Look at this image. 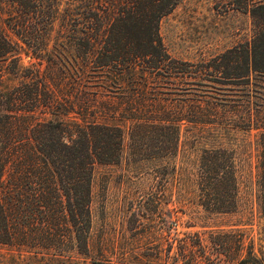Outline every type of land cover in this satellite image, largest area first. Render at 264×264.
<instances>
[{"label":"trees","instance_id":"trees-1","mask_svg":"<svg viewBox=\"0 0 264 264\" xmlns=\"http://www.w3.org/2000/svg\"><path fill=\"white\" fill-rule=\"evenodd\" d=\"M180 1L0 0V264L148 261L144 255L115 253L106 239H94V168L121 160L129 121L147 137L155 132L164 138L171 131L176 150L185 122L203 132L257 131V210L244 224L233 225L252 227L258 220L257 239L246 229L212 231L209 253L199 233H187L179 236L173 260L264 264V104L237 105L221 114L197 99L187 114L173 119L174 99L162 98L172 93L160 91L158 81L172 85L197 66L172 58L161 37L163 18ZM250 1L254 38L218 56L210 68L228 84L256 86L264 95V87L254 83L264 84V0ZM57 24L60 56L50 49ZM23 54L46 63L45 69L23 66ZM199 72L189 77L197 79ZM203 76L214 78L208 71ZM9 77L19 82L4 88ZM224 115L227 123L218 120ZM160 142L153 147L162 149L165 141ZM196 176L199 206L206 213L238 212L233 150L204 147ZM153 256L160 257H147Z\"/></svg>","mask_w":264,"mask_h":264},{"label":"rangeland","instance_id":"rangeland-1","mask_svg":"<svg viewBox=\"0 0 264 264\" xmlns=\"http://www.w3.org/2000/svg\"><path fill=\"white\" fill-rule=\"evenodd\" d=\"M252 4L250 0H181L163 18L160 33L168 52L176 60L197 65L189 74L171 80L172 85L163 79L158 81L160 91L172 93L162 98L174 99L173 119L180 113L187 114L186 110L197 99H202L205 107H217L221 114L237 105L248 108L264 104V95L256 93L260 91L258 87L244 88L238 82L228 84V80L210 68L216 66L218 56L254 38ZM59 32L57 24L50 49L56 48L60 56L63 49L56 43ZM9 33L15 40L14 34ZM22 64L42 70L46 65L24 54ZM207 71L214 77H210V82L203 76ZM192 72H199L197 79L189 77L194 76ZM18 82L19 79L9 77L4 88L16 86ZM254 83L264 87L259 80ZM243 89L251 91L250 97H243ZM218 120L227 123L225 115ZM113 123L123 124L118 120ZM124 128L121 160L94 168L92 214L96 241L106 239L115 253L144 255L148 261L144 260L143 264H175L173 256L178 250L179 236L187 233H199L209 253L214 251L208 243L212 231L246 229L257 239L258 220L252 227L233 226L244 224L252 217V211L255 215L257 210L260 157L257 131L222 128L218 133L208 129L203 132L185 122L176 150L171 131L164 138L155 132L148 138L130 121ZM160 140L165 141L164 147H153L161 146ZM219 145L235 152L237 165L239 210L227 216H211L199 206L196 175L202 149ZM152 154L157 157L146 159ZM151 255L160 257H147ZM134 263L137 262H129Z\"/></svg>","mask_w":264,"mask_h":264},{"label":"crops","instance_id":"crops-1","mask_svg":"<svg viewBox=\"0 0 264 264\" xmlns=\"http://www.w3.org/2000/svg\"><path fill=\"white\" fill-rule=\"evenodd\" d=\"M167 49V48H166ZM168 51V50H167ZM169 53V52H168ZM170 54V53H169ZM171 55V54H170ZM172 57V56H171ZM173 58V57H172Z\"/></svg>","mask_w":264,"mask_h":264}]
</instances>
